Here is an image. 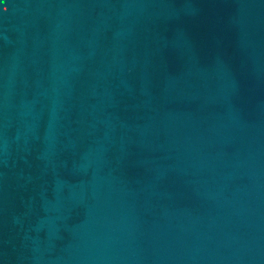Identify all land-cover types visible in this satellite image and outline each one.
<instances>
[{"label":"water","instance_id":"95a60500","mask_svg":"<svg viewBox=\"0 0 264 264\" xmlns=\"http://www.w3.org/2000/svg\"><path fill=\"white\" fill-rule=\"evenodd\" d=\"M0 264H264V0H0Z\"/></svg>","mask_w":264,"mask_h":264}]
</instances>
